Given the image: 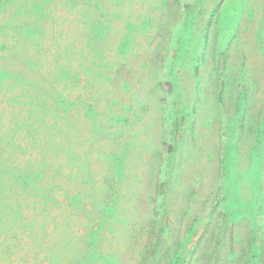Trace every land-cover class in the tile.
Returning a JSON list of instances; mask_svg holds the SVG:
<instances>
[{"label":"rangeland","instance_id":"obj_1","mask_svg":"<svg viewBox=\"0 0 264 264\" xmlns=\"http://www.w3.org/2000/svg\"><path fill=\"white\" fill-rule=\"evenodd\" d=\"M0 127V264H264V0H0Z\"/></svg>","mask_w":264,"mask_h":264},{"label":"bare ground","instance_id":"obj_2","mask_svg":"<svg viewBox=\"0 0 264 264\" xmlns=\"http://www.w3.org/2000/svg\"><path fill=\"white\" fill-rule=\"evenodd\" d=\"M28 116H26V118H27ZM22 123V122H21ZM28 123V122H27ZM23 124V123H22ZM18 125V124H17ZM20 125V124H19ZM27 125H29V124H27ZM21 126V125H20ZM31 126V125H30ZM16 127V126H15ZM19 127V126H18ZM23 127V126H22ZM1 128V127H0ZM22 129V128H21ZM48 129V128H47ZM49 130V129H48ZM47 130V131H48ZM45 131V130H44ZM47 131H46V133H47ZM3 133V132H2ZM44 133V132H43ZM1 134V133H0ZM4 134V133H3ZM3 134H1V135H3ZM45 134V133H44ZM42 135V134H41ZM47 135V134H46ZM43 136V135H42ZM45 136V135H44ZM53 136V135H52ZM4 138V137H3ZM42 138H44V137H42ZM47 138V137H46ZM2 139V138H1ZM39 141V140H38ZM37 141V142H38ZM43 142V141H42ZM50 142V141H49ZM49 142H48V144H49ZM45 143H46V141H45ZM44 143V144H45ZM39 144V143H38ZM41 146H43V145H41ZM44 147H45V145H44ZM46 147H47V145H46ZM3 167V166H2ZM1 172V171H0ZM18 224H19V222H18ZM55 224H56V222H55ZM30 235V234H29ZM39 251V250H38ZM15 253H17V252H15ZM35 254V253H34ZM47 254V253H46ZM16 255V254H15ZM43 255V254H42ZM41 256V255H40ZM40 260V259H39ZM24 261H25V259H24Z\"/></svg>","mask_w":264,"mask_h":264}]
</instances>
